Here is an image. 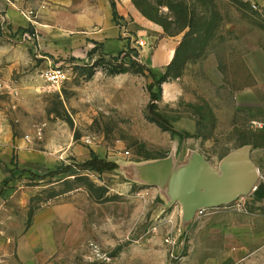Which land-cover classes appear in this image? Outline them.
<instances>
[{"label":"rangeland","instance_id":"rangeland-1","mask_svg":"<svg viewBox=\"0 0 264 264\" xmlns=\"http://www.w3.org/2000/svg\"><path fill=\"white\" fill-rule=\"evenodd\" d=\"M9 2L32 24L69 0ZM115 2L147 26L119 20L131 36L117 60L101 46L75 58L61 27H0V264H264V198L187 223L180 204L134 177L182 146L183 161L195 152L219 170L249 145L264 186V0ZM51 70L62 82H47ZM150 87L180 135L153 120ZM92 153L119 169L44 178Z\"/></svg>","mask_w":264,"mask_h":264},{"label":"water","instance_id":"water-1","mask_svg":"<svg viewBox=\"0 0 264 264\" xmlns=\"http://www.w3.org/2000/svg\"><path fill=\"white\" fill-rule=\"evenodd\" d=\"M178 158L146 162L134 166L135 180L160 188L170 205L180 204L184 222H191L199 211L220 208L258 189L259 170L251 158V146L239 148L215 169L204 156L192 152Z\"/></svg>","mask_w":264,"mask_h":264},{"label":"crops","instance_id":"crops-1","mask_svg":"<svg viewBox=\"0 0 264 264\" xmlns=\"http://www.w3.org/2000/svg\"><path fill=\"white\" fill-rule=\"evenodd\" d=\"M69 0L62 8H45L37 14L36 21L30 24L27 18L20 16L15 4L9 0H0V27H61L69 33L71 52L75 58L84 59L96 46L103 48L105 57H115L126 47L119 25L114 22L113 9L109 0ZM119 16L123 19V27H147L137 11L121 10L117 6ZM70 16L69 20H65ZM132 21H128V17ZM70 22V23H69ZM130 32V31H129ZM143 33L142 31L134 32ZM124 38V39H121ZM67 41L64 35L54 34V40Z\"/></svg>","mask_w":264,"mask_h":264},{"label":"trees","instance_id":"trees-1","mask_svg":"<svg viewBox=\"0 0 264 264\" xmlns=\"http://www.w3.org/2000/svg\"><path fill=\"white\" fill-rule=\"evenodd\" d=\"M112 9H113V17H114V22L119 25V20L122 19L117 11V4L115 0H110ZM168 4V3H166ZM168 6V5H167ZM172 8V5H170ZM181 12H178V17L180 19H183V21H187V18L189 14L187 15L186 6H181ZM33 29H29L28 32H32ZM94 53H96V48L92 50L89 55L92 56ZM119 57H115L114 59L117 60ZM141 68H148L146 65H144L142 62L139 63ZM101 66V65H99ZM150 92L152 94L151 97V104L149 106V112L150 115L152 116L153 120L164 130H171L174 132V134H181L180 132L176 131L173 128L172 121L169 120L166 116L163 114H160L157 110V104L155 101L157 100L156 94L153 93V87H150ZM76 167L78 171L80 172H96L99 174H105V173H110L113 171H117L119 169L118 164L109 162L105 159L100 158L98 155L95 153H92L91 157L89 160L82 162V163H73V165H68V166H62L59 167L56 171L47 174L44 178H55L61 175L69 174L71 173L72 169ZM255 196L258 198H264V186H259L258 189L255 192Z\"/></svg>","mask_w":264,"mask_h":264},{"label":"built area","instance_id":"built-area-1","mask_svg":"<svg viewBox=\"0 0 264 264\" xmlns=\"http://www.w3.org/2000/svg\"><path fill=\"white\" fill-rule=\"evenodd\" d=\"M25 18H27L29 21L33 20V13L32 12H23L22 14ZM3 29H6L3 27ZM25 38H29L28 34L23 35ZM44 77L46 78L47 82L50 84H59L62 82L63 74L60 70H51L44 74ZM206 210L199 211L198 216H202L205 213Z\"/></svg>","mask_w":264,"mask_h":264}]
</instances>
